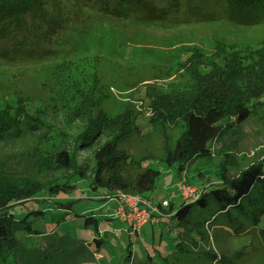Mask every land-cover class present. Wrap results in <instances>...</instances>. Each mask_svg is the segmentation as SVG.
<instances>
[{"label":"rangeland","instance_id":"obj_1","mask_svg":"<svg viewBox=\"0 0 264 264\" xmlns=\"http://www.w3.org/2000/svg\"><path fill=\"white\" fill-rule=\"evenodd\" d=\"M36 10L35 20L27 18V45L21 35L0 39V108L19 102L49 134L41 142L27 137L15 146L0 145V160L17 152L56 165L57 154L69 145L80 148L76 140L82 136L94 146L77 153L79 166L88 171L71 181L76 191L70 196L41 193L10 208L17 243L0 247V264H264V214L238 225L236 216L232 221L212 205L194 210L199 221L189 220L185 231L173 225L170 233L151 214L161 201L197 202L222 168L231 179L264 161V19L245 26L239 24L243 17L151 26L136 19L127 0H47ZM41 18L60 27L45 26ZM60 30L74 36L67 46L57 44ZM28 35L44 41L30 42ZM227 47L234 53L213 67ZM51 49L56 52L45 55ZM29 50L43 57L25 63ZM196 98L224 109L228 131L207 156L185 163L180 174L176 150L186 132L182 111ZM237 103L252 109L242 123L235 118ZM110 139L115 149L101 183L113 185L107 188L112 194L91 189L93 149ZM147 165L161 171L157 189L147 194L149 202L137 188ZM122 184L132 192L113 191ZM124 196L143 200L148 218L139 206L128 202L124 207ZM58 201L59 206L75 202L67 212L57 208ZM255 205L261 211L260 202ZM87 217L96 222L86 226ZM176 238L184 250L176 249Z\"/></svg>","mask_w":264,"mask_h":264},{"label":"trees","instance_id":"obj_2","mask_svg":"<svg viewBox=\"0 0 264 264\" xmlns=\"http://www.w3.org/2000/svg\"><path fill=\"white\" fill-rule=\"evenodd\" d=\"M46 2L47 0H0V39L6 40L16 34L21 35V41L26 42L27 36L24 33L28 31L27 25L30 23L27 18L36 19V9H42ZM127 2L133 5V11L137 14L136 19L138 18L139 22L142 21L151 26L191 25L198 22L210 23L218 19L233 21L237 20L238 17H243L239 24L245 26L246 24L258 23L264 19V0H164L163 2L127 0ZM157 4H165L166 7L158 8ZM82 10L86 11L85 8H82ZM116 12L118 13L117 18H122L120 16L121 11L116 10ZM258 15L263 17L260 18ZM41 19L47 24L45 26L54 28L58 25L60 27V23L52 26L49 21H45L44 18ZM128 19L130 17L126 16L125 21H130ZM136 19L134 17L133 21L136 22ZM71 33L58 31L56 33L58 34L57 44L67 46L68 42H72L74 39V36L70 35ZM28 39H30V42L44 41V37L41 39L29 35ZM226 50H228V53H226ZM34 52L35 50H29L26 53L25 63L39 61L43 57L42 54ZM55 52L51 49L45 55L50 56ZM232 53H234L233 49L227 47L222 51V54H218L216 59L218 64L215 62L213 67L222 63L224 65L222 59L225 60ZM5 57L12 59L11 54H5ZM262 57L264 58V51ZM195 69L198 70V67L195 66ZM212 69L214 70V68ZM17 103L16 106L6 105L4 108H0V145L15 146L27 137H32L41 142L49 134L48 130L42 129L43 126L40 121L26 113L23 105ZM234 108L238 123L248 120L251 116L252 109L250 105L244 106L237 103ZM182 115L186 132L179 140L176 150L178 154L177 162L181 165L179 168L180 174L185 172V163L198 156H207L211 144L228 131V116L225 114L224 109L218 106V103L211 100L207 101L205 98L194 99L185 106ZM94 136L91 135L89 139L92 140ZM76 141H80V148L70 149L69 145L67 149L57 154L56 165L49 164L46 157H33L17 152L0 160V247L8 246L12 248L17 243L12 229L15 219L14 215L10 213V208L36 200L41 193H48L51 197L56 196L54 198H58L63 193L70 196L76 191L75 185H70L71 181L76 178H84L88 171V166H79L77 153L88 151L90 147L94 146L91 141L86 140L85 136ZM114 141L115 139H110L105 143H98L93 149L94 166L92 172L95 171V178L91 183V189L95 191L102 188L106 193L112 194L107 188H114V186L110 185L104 188L101 177L111 161L115 149ZM58 173H61V175L58 176ZM240 175L237 178L230 179L226 177L222 168L213 175L214 182L211 179V184L208 187L204 186L199 192L200 199L197 202L186 205L184 202L176 204V202L170 201L167 204L168 206H164V202L161 201L155 207L158 209V213L152 215L159 220L160 226L164 225L166 227L169 233L174 228L173 225L181 229L183 225L190 224L189 220L195 223L198 222L200 217L194 210L204 212V209L209 210L212 205L217 206L220 210L219 213L224 214L228 219L233 215L236 216L239 219L238 225H244L247 221L252 222L264 214V161L250 166ZM160 177L161 171L159 169L151 165L146 166L145 173L138 178L137 186L142 199L149 202L150 198H147V194L153 193L157 189ZM115 190L131 193L132 187L122 184L113 191ZM74 202H68L67 206L65 204L59 206L58 203L60 204V202L58 201L57 205L59 207L57 208L69 212L71 210L70 206ZM256 202H260L261 211L260 209L255 210ZM248 210H255L258 213L249 215ZM170 220L172 223L168 224ZM231 220L233 221L234 218H231ZM95 222L94 217H87L85 225L88 226ZM182 231H185V229L182 228ZM175 241L179 247H176V249L178 251L184 250L182 239L176 238Z\"/></svg>","mask_w":264,"mask_h":264},{"label":"built area","instance_id":"obj_3","mask_svg":"<svg viewBox=\"0 0 264 264\" xmlns=\"http://www.w3.org/2000/svg\"><path fill=\"white\" fill-rule=\"evenodd\" d=\"M121 196H123V194H119L118 195V197H121ZM125 197V199H124V201H125V204H124V207H126V206H129L128 205V202L132 205V206H134V207H137V206H139V209L141 210V211H143V212H146V213H148V215H147V218H148V216H149V212L147 211V209H146V207L147 206H145V202L143 201V200H141L140 198H138V197H129V196H124ZM168 203L167 202H164L163 203V205L164 206H166ZM131 207V206H130ZM132 208V207H131ZM133 209V208H132ZM153 213H158V209H156V208H151V214H153ZM146 220L147 219H145L144 221H143V223H145L146 222Z\"/></svg>","mask_w":264,"mask_h":264}]
</instances>
